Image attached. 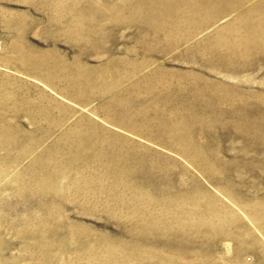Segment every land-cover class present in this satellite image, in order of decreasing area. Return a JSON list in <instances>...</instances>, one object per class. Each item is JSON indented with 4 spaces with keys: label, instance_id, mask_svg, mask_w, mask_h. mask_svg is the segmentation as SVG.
Instances as JSON below:
<instances>
[{
    "label": "rangeland",
    "instance_id": "obj_1",
    "mask_svg": "<svg viewBox=\"0 0 264 264\" xmlns=\"http://www.w3.org/2000/svg\"><path fill=\"white\" fill-rule=\"evenodd\" d=\"M0 264H264V0H0Z\"/></svg>",
    "mask_w": 264,
    "mask_h": 264
}]
</instances>
